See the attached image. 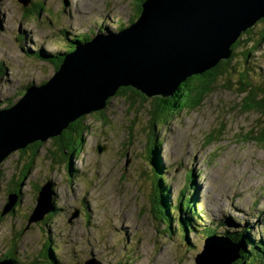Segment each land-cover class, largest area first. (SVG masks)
Returning <instances> with one entry per match:
<instances>
[{
  "label": "rangeland",
  "instance_id": "obj_1",
  "mask_svg": "<svg viewBox=\"0 0 264 264\" xmlns=\"http://www.w3.org/2000/svg\"><path fill=\"white\" fill-rule=\"evenodd\" d=\"M39 2L43 9L38 14L34 7L26 10L22 0L0 1V109L16 103L29 85L47 82L58 70L49 57L35 56L37 52L54 58L67 49L64 36L75 41L85 34L90 41L94 30L117 32L135 19L137 5V0H30L29 4ZM233 66L247 71L253 83L264 85V44L254 57L235 60ZM227 80L230 76L221 79L201 107L184 110L157 126L162 142L154 151L147 147L146 112L130 113L124 97L111 96L105 113L86 114L85 124L90 126L79 154L67 161L55 158L53 140L42 141L24 179L21 201L15 211L3 213L11 182L24 170L19 150L13 151L0 169V260L13 251L12 260L21 264L51 263L42 256L50 241L58 261L52 264H84L92 258L100 264H214L212 251L205 250L203 228L211 225L220 233L251 226L254 240L264 242V148L238 139L260 118L264 121V115L242 113L237 104L243 96L237 89H225ZM221 127L225 129L217 140ZM211 139V144L205 143ZM158 174L167 178L171 218L158 213L151 202L153 177L159 178ZM50 181L57 210L32 223L29 217L41 190L36 189ZM182 193L184 202L189 195L195 200L193 212L178 211ZM77 210L78 216H73ZM188 216L197 224L185 230L181 220ZM219 240L214 237L215 243ZM224 249L220 252L228 258L238 254L236 247Z\"/></svg>",
  "mask_w": 264,
  "mask_h": 264
},
{
  "label": "water",
  "instance_id": "obj_2",
  "mask_svg": "<svg viewBox=\"0 0 264 264\" xmlns=\"http://www.w3.org/2000/svg\"><path fill=\"white\" fill-rule=\"evenodd\" d=\"M263 17L264 0H145L137 20L77 44L47 82L28 86L16 103L0 109V169L13 151L58 136L80 116L103 109L121 86L148 97L173 96L188 77L231 58L233 44ZM54 195L52 181L42 186L30 222L55 211ZM18 198L11 194L3 213L12 211ZM214 237L206 239L205 248L212 256L224 249ZM222 260L231 262L225 254ZM0 264L17 263L4 258ZM84 264L100 263L92 258Z\"/></svg>",
  "mask_w": 264,
  "mask_h": 264
},
{
  "label": "trees",
  "instance_id": "obj_3",
  "mask_svg": "<svg viewBox=\"0 0 264 264\" xmlns=\"http://www.w3.org/2000/svg\"><path fill=\"white\" fill-rule=\"evenodd\" d=\"M144 1L145 0H137L135 9L136 15L134 20H137L140 16L142 11V3ZM29 5L25 8L26 10H30L31 7H34V12L36 11L38 14L42 12L43 7L40 2L33 3L30 6ZM134 20L130 23L134 22ZM123 28L124 27H119L118 30H122ZM83 35L77 37L75 41L69 42L66 46L67 50H70L68 49L71 46L69 45L70 43L73 45V48H75L77 44L81 43L82 41L88 40L89 36ZM263 44L264 17L258 20L251 28L243 32V34L237 39V41L232 46L233 53L231 58L220 60L218 64L213 68L201 74H195L188 77L179 85L173 96L148 97L143 92L132 86H121L114 96L121 95L127 100L130 105V113L136 110V113H139V109L146 112L148 116V126L150 131L148 133L147 147H149L152 151H154L155 148L157 149V147L160 146L162 142V140H158V134L156 132L157 126L167 123L168 120L184 110L192 111L197 109L198 107H201L205 97L215 91L221 79L227 76H230L231 81L227 80L226 82H224L223 87L229 90L237 89L238 92L243 96L242 100L237 104V108H239L242 113L258 112L260 115H264V85L253 83L251 81L253 80V78L251 75H248L247 71L239 72V70H241L242 68L233 66V62L235 60L237 61L244 59L247 61L251 57H254L259 53V49ZM37 53L40 57H49L50 61L56 65L57 70L63 62L64 56L68 52L59 51L55 55H53L55 56L53 59L50 58L51 56L44 54L42 51H39ZM259 72L262 73V70H260ZM104 108L101 110L93 111V113L102 115L103 113H105ZM89 114L91 113H88V115ZM86 116V114L80 116L78 119L71 122L60 135L50 138L53 140L54 147L51 152L53 153V156L55 158L57 157L61 158V160L67 161V158L69 156L72 157L80 153L83 146L84 133L87 132V129L90 126L85 124ZM260 119L262 121H257L249 131H246V133L238 139L252 141L258 147L264 148V121L262 118ZM131 120L132 119H130V121ZM224 129L225 127H221L219 129V136L217 137V140L224 132ZM212 142L213 141L211 139L209 140V142L205 143L211 144ZM43 145L44 143L42 141L37 140L29 143L25 148L19 149L18 162H20L21 164L23 161L21 169L24 170L17 181L11 182L12 189H10L9 191L8 200L11 194H17L19 195L17 203L21 201L24 179L26 178L29 170L33 167L34 162L37 160L39 149L43 147ZM123 149H126L127 151L129 148L127 149V147L125 146ZM123 149L122 154L125 152ZM153 166L154 168L152 169H157L155 165ZM191 176L192 175H190L189 177ZM153 178L154 187L151 193L152 205L158 213L161 211L164 216L171 218V215L174 211L170 212V210H172V207L170 206L168 200L169 186L166 187V184H164V181L167 178L162 174L159 176V178ZM14 179H16V177H14ZM41 188L42 187L39 186L36 190L39 191ZM185 197V193H182L180 202L177 206L178 211L180 213L182 211L193 212L196 209L195 200H192V196L189 195L184 202ZM56 208L57 207H55V210H57ZM14 210L15 209L13 208L12 211ZM55 212L56 211L51 212L50 215ZM43 220L37 222H41ZM181 224L183 225V228L187 230L188 228L192 229V226L194 224H197V222L194 217L188 216L181 220ZM222 224L225 225V223ZM203 228L207 230L205 241L208 237L214 235L220 238H227L233 245H235L238 254L230 257L231 262L229 264H264V246L262 245L263 242L262 240L257 241V239H255L256 242L253 241L251 233L249 232L250 228H252L251 226L245 225L240 228H235L234 231L226 230L222 233L218 232L217 227H215L214 225L204 226ZM202 232L206 233L205 230H202ZM55 249L56 246H52L49 241L42 255L43 258H45V261L51 262L48 264H52V262L58 263L57 259L54 257ZM5 257L12 259V257H14L13 251L7 253V255H4L3 258ZM15 261L17 264H21L18 259H16Z\"/></svg>",
  "mask_w": 264,
  "mask_h": 264
},
{
  "label": "bare ground",
  "instance_id": "obj_4",
  "mask_svg": "<svg viewBox=\"0 0 264 264\" xmlns=\"http://www.w3.org/2000/svg\"><path fill=\"white\" fill-rule=\"evenodd\" d=\"M50 139V138H49ZM49 139H47V140H49ZM46 140V141H47ZM13 154V153H12ZM11 155V154H10ZM9 155V156H10ZM221 241V243L223 244V248H225L227 245H230V246H233V247H235L234 245H232L231 243H229V242H227V241H225V240H220ZM222 250H226V249H222ZM229 253V255H231V252H228ZM216 254V253H215ZM222 257H223V254H222V252H220V254H217V255H215V256H213L212 257V262H214V264H221L222 263ZM206 263V262H205Z\"/></svg>",
  "mask_w": 264,
  "mask_h": 264
},
{
  "label": "flooded vegetation",
  "instance_id": "obj_5",
  "mask_svg": "<svg viewBox=\"0 0 264 264\" xmlns=\"http://www.w3.org/2000/svg\"><path fill=\"white\" fill-rule=\"evenodd\" d=\"M98 32H100V30H94V36L98 33ZM86 41H88V40H86ZM86 41H82L81 43H84V42H86ZM70 47L68 48V49H70L69 51L66 49L65 50V52L67 51V52H72L73 50H75V48H76V46H75V48H73V45L70 43ZM41 50H43V49H41ZM43 52V51H42ZM44 53V52H43ZM35 56H37L38 58H43V57H40L39 56V54L37 53V55H35ZM51 59H53V57H50ZM48 60H49V58H48ZM52 140V139H51ZM69 159V157L67 158V160ZM22 194V193H21ZM22 197V196H21ZM15 211V210H14ZM6 258H8V257H6Z\"/></svg>",
  "mask_w": 264,
  "mask_h": 264
},
{
  "label": "clouds",
  "instance_id": "obj_6",
  "mask_svg": "<svg viewBox=\"0 0 264 264\" xmlns=\"http://www.w3.org/2000/svg\"><path fill=\"white\" fill-rule=\"evenodd\" d=\"M76 49V48H75ZM74 51V50H73ZM69 53V52H68ZM6 258V257H5Z\"/></svg>",
  "mask_w": 264,
  "mask_h": 264
}]
</instances>
